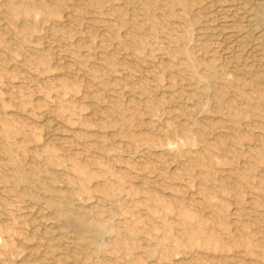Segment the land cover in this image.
Wrapping results in <instances>:
<instances>
[{
	"label": "rangeland",
	"instance_id": "obj_1",
	"mask_svg": "<svg viewBox=\"0 0 264 264\" xmlns=\"http://www.w3.org/2000/svg\"><path fill=\"white\" fill-rule=\"evenodd\" d=\"M256 17L0 0V264H264Z\"/></svg>",
	"mask_w": 264,
	"mask_h": 264
},
{
	"label": "bare ground",
	"instance_id": "obj_2",
	"mask_svg": "<svg viewBox=\"0 0 264 264\" xmlns=\"http://www.w3.org/2000/svg\"><path fill=\"white\" fill-rule=\"evenodd\" d=\"M220 6H221V5H220ZM261 9H262V8H261ZM260 12H261V11H260ZM260 12H259V13H260ZM257 13H258V12H257ZM256 18H257V17H256ZM256 18H255V19H256ZM257 19H258V18H257ZM257 23H258V25H261V27L259 28L258 32L260 33L261 36H264V24H263V23H264V20H263V17H260V18L258 19V22H257ZM225 24H226V23H225ZM253 25H254V24H253ZM258 25H257V26H258ZM13 36H14V35H13ZM261 36H260V37H261ZM54 136H55V135H54ZM40 182H41V181H39V183H40ZM64 216H65V215H64ZM66 216H67V215H66ZM66 216H65V217H66ZM72 220H73V219H72Z\"/></svg>",
	"mask_w": 264,
	"mask_h": 264
}]
</instances>
